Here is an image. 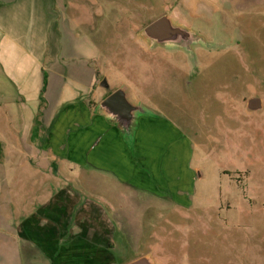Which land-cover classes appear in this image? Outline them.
<instances>
[{"label": "rangeland", "instance_id": "obj_1", "mask_svg": "<svg viewBox=\"0 0 264 264\" xmlns=\"http://www.w3.org/2000/svg\"><path fill=\"white\" fill-rule=\"evenodd\" d=\"M52 1L57 26L95 44L109 87L102 94L126 86L135 103L171 120L189 141L193 176L182 200L127 207V236L125 223H109L115 264L142 255L153 264H264V0ZM162 15L198 40L160 45L141 35ZM77 42L60 39L67 60L89 53ZM254 97L261 106L249 109ZM16 162L8 158L0 178V264H42L16 235L22 213L9 212L19 196Z\"/></svg>", "mask_w": 264, "mask_h": 264}, {"label": "crops", "instance_id": "obj_2", "mask_svg": "<svg viewBox=\"0 0 264 264\" xmlns=\"http://www.w3.org/2000/svg\"><path fill=\"white\" fill-rule=\"evenodd\" d=\"M52 2L0 0V178L16 158L19 196L9 212L22 213L16 235L42 264H115L109 223H125L127 236V207L182 200L193 176L189 141L153 113L139 115L125 139L96 108L109 87L101 84L95 44L58 27ZM63 36L89 53L67 60Z\"/></svg>", "mask_w": 264, "mask_h": 264}, {"label": "water", "instance_id": "obj_3", "mask_svg": "<svg viewBox=\"0 0 264 264\" xmlns=\"http://www.w3.org/2000/svg\"><path fill=\"white\" fill-rule=\"evenodd\" d=\"M141 35L156 44L173 43L188 47L190 41L196 42L195 33L181 25L173 24L167 15H162L149 22L141 30ZM261 106L259 98L247 101L249 109ZM97 110L104 113L114 122L127 141H131L136 119L139 115L150 114L140 103H135L130 97L126 86L121 85L109 91L97 104ZM123 264H153L148 255L139 256Z\"/></svg>", "mask_w": 264, "mask_h": 264}, {"label": "flooded vegetation", "instance_id": "obj_4", "mask_svg": "<svg viewBox=\"0 0 264 264\" xmlns=\"http://www.w3.org/2000/svg\"><path fill=\"white\" fill-rule=\"evenodd\" d=\"M101 84L104 86V88H108V85H107V83H106V80L104 79L102 82H101Z\"/></svg>", "mask_w": 264, "mask_h": 264}]
</instances>
